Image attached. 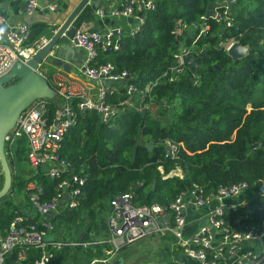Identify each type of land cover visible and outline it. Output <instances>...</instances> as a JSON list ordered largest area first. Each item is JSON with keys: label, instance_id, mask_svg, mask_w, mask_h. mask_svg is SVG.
Wrapping results in <instances>:
<instances>
[{"label": "trees", "instance_id": "1", "mask_svg": "<svg viewBox=\"0 0 264 264\" xmlns=\"http://www.w3.org/2000/svg\"><path fill=\"white\" fill-rule=\"evenodd\" d=\"M220 1L157 0L140 29L124 36L118 50L97 52L92 63H112L115 71L132 75L129 81L139 88L156 84L148 108L125 110L106 122L86 112L65 132L59 156L72 173L85 178L84 199L54 217L58 238L81 242L99 236L101 214L121 193L132 192L135 205L165 204L193 185L209 193L238 182L251 190L242 203L224 208L223 224L232 231L264 227V201L255 195L264 179V0H236L226 15L228 27L211 17L200 18L207 4ZM201 26L207 30L199 32ZM225 38L246 46V55L231 60L219 45ZM181 54L196 58L197 67L178 64ZM53 109L50 104L49 111ZM165 141L177 145L173 157L166 155ZM145 143L153 145L150 150ZM12 153L11 165L16 163L14 169L23 173L17 165L25 161L22 140ZM27 175L12 176L0 199V236L15 216H26L10 196L21 191ZM36 178L44 187L42 197H48L55 182ZM35 219L27 217L28 222ZM169 244L177 260L180 248ZM104 247L63 246L52 251L48 264H88ZM38 254L29 250L17 261L13 251L2 264H32Z\"/></svg>", "mask_w": 264, "mask_h": 264}, {"label": "built area", "instance_id": "2", "mask_svg": "<svg viewBox=\"0 0 264 264\" xmlns=\"http://www.w3.org/2000/svg\"><path fill=\"white\" fill-rule=\"evenodd\" d=\"M4 1L0 0V77L9 71L14 61L25 63L49 40L41 36L26 44L29 26L25 22L9 24L1 10ZM114 1L115 5L106 11L97 8L94 13L98 18L108 16L119 20L126 27L108 26L103 32L75 29L67 42L83 52V59L71 69L72 75L59 65L50 76H44L53 91L52 98L32 101L4 136V151L10 157L13 145L21 140L24 143L29 174L21 192L25 203L35 213L30 218L36 219L28 222L29 216H15L9 222L5 235L0 236V264L7 255L12 256L13 251L15 259L21 261L27 251L36 250L39 254L32 259V264H48L53 250L63 246L87 248L98 244L105 245L102 255L92 258L88 264H111L121 249L153 236L170 238V242L180 248L184 258L197 264H264V227L259 231L253 227L232 231L223 224L224 208H234L243 201L233 203L230 200L251 190L245 183L239 182L219 186L209 193L193 185L165 204L135 205L132 192L121 193L107 204L104 217L106 233L103 237L98 239L94 236L81 242H65L57 237L54 217L63 210L76 207L84 199L81 187L85 178L72 173L70 164L59 156L65 132L86 112H93L101 122H106L125 110L142 111L148 108L149 92L156 84V81L146 82L139 88L129 81L132 75L115 71L112 63L91 62L99 50H118L124 36L134 35L143 23L144 14L155 7L157 0ZM226 1L212 5L213 15L209 16L223 27L231 25L226 18L230 11ZM22 2L25 14L32 15L39 0ZM47 9L52 11V6ZM200 18L208 17L201 15ZM206 30L207 26H201L199 32ZM55 31L56 28L52 34ZM233 42L225 38L219 45L226 52ZM182 56L185 54L177 57V63L181 65ZM41 63L37 64V71ZM144 99H148L147 102ZM50 104L54 107L51 112ZM164 144L166 155L173 157L177 145L169 141ZM42 165L43 170L40 168ZM38 175L55 182L52 193L46 198L42 197L44 187L36 178ZM255 195L264 201V179ZM192 215L194 217L190 221ZM191 222H194L192 227ZM189 229L192 230L189 232Z\"/></svg>", "mask_w": 264, "mask_h": 264}, {"label": "water", "instance_id": "3", "mask_svg": "<svg viewBox=\"0 0 264 264\" xmlns=\"http://www.w3.org/2000/svg\"><path fill=\"white\" fill-rule=\"evenodd\" d=\"M87 1H79L49 37L45 46L25 63L14 61L9 71L0 77V167L3 176L0 187V199L7 194L11 184V175L4 151V136L12 128L21 111L32 101L50 99L53 96V91L46 78L37 71V64L41 63L43 59H47L53 65H61L63 70H67L70 65H73L70 56L75 55V48L71 47L67 41L75 31L72 26L73 19ZM235 2L236 0H227V9H230ZM211 8L212 4H207L205 17L213 15ZM91 31L95 30L92 29ZM78 51L82 54L81 50L78 49ZM225 53L231 60L235 61L246 55L247 47L240 45L238 42H233ZM83 57L84 54H82V59ZM181 62L193 69L197 67L196 58H191L189 55L182 56ZM144 146L147 150H150L153 145L145 143ZM134 150L135 146L132 148V154ZM164 150L166 151V147H164ZM40 168L43 170L44 165L40 166ZM81 237L80 235L79 239ZM120 263V258L114 262V264Z\"/></svg>", "mask_w": 264, "mask_h": 264}, {"label": "crops", "instance_id": "4", "mask_svg": "<svg viewBox=\"0 0 264 264\" xmlns=\"http://www.w3.org/2000/svg\"><path fill=\"white\" fill-rule=\"evenodd\" d=\"M79 1L80 0H39L38 7L34 11V13L32 15H26L24 12V3L22 2V0H19L17 2L5 0L1 5V10L9 24L14 25L18 22H25L29 26V33L25 43L30 44L41 36L49 38L52 35V31L63 22L66 16L73 10V8L79 3ZM115 3L116 2L114 0H88L87 3L79 10L77 15L73 19L72 26L75 29H93L95 31L102 32L108 26L121 25L123 27H126L125 24H123L119 20L111 19L108 16L103 19L98 18L94 13V10L97 8H102L106 11L107 9L114 6ZM48 6H52V11H48ZM82 54L79 53L78 49H75V55L70 56V60L73 65H70V67L64 71L71 74V69H73L75 65L81 62ZM45 61H43L42 63H45ZM78 61L80 62L77 63ZM41 64L38 67V71L46 77L50 76L57 67L56 65L50 64V66L54 69L47 76V72L45 73L39 70ZM245 197L246 194H242L234 199H231L230 202L237 203L242 201ZM15 201L17 202V205H20V198L18 196H16ZM22 213L26 216L32 217L30 214L27 213L26 210H22ZM193 217L194 215L191 216L190 221L193 219ZM104 226V218L101 217L100 231L105 234L106 232L104 231ZM192 226H194V222H191V227ZM191 230L192 229H189V232ZM182 257L183 256L181 254V258ZM177 261H180V257Z\"/></svg>", "mask_w": 264, "mask_h": 264}, {"label": "rangeland", "instance_id": "5", "mask_svg": "<svg viewBox=\"0 0 264 264\" xmlns=\"http://www.w3.org/2000/svg\"><path fill=\"white\" fill-rule=\"evenodd\" d=\"M45 60H44L45 63L41 64L39 70L45 73L47 72L46 75L48 76L54 68L50 66L51 63L47 59ZM151 110H152L151 111L152 115L155 116L154 115L155 110L153 109ZM158 118L163 120L162 117H158ZM5 157L9 167L11 178L12 176L23 178L24 175H27L29 173V168L26 165L25 161L17 163V165L19 164V168L23 171V173L22 172L19 173L16 170V168L14 169L16 163L11 165L10 162L11 157L9 156V154L6 153ZM2 180H3V176L0 167V187L2 185ZM16 196L20 198V205H18L19 209L21 211L26 210L27 213L33 217L35 213L29 205L24 203L25 199L20 190L12 192L10 196V200L17 205V202L15 201ZM101 215H102L101 217L104 218L105 212H103ZM95 236L99 239L103 237V233L101 232L99 236L95 234ZM161 238H163V240H161ZM169 242L170 241L165 239V237L153 236V237L143 238L121 249L120 253L116 257L117 259L115 258V260H118L120 258L121 260L120 264H169V262H174V264H176L178 263L177 261L178 259L175 260L172 250L173 246L170 245ZM161 243H167V244L162 245ZM180 253L182 254L181 250ZM113 262L111 264H113ZM189 262H191V260H187L186 258L184 259L183 257L181 259L180 257V261H179L180 264H191ZM192 264H194V262Z\"/></svg>", "mask_w": 264, "mask_h": 264}]
</instances>
